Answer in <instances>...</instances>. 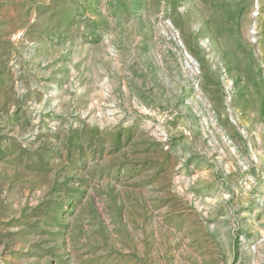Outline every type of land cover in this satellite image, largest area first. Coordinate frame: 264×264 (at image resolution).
<instances>
[{
  "label": "rangeland",
  "instance_id": "1",
  "mask_svg": "<svg viewBox=\"0 0 264 264\" xmlns=\"http://www.w3.org/2000/svg\"><path fill=\"white\" fill-rule=\"evenodd\" d=\"M0 264H264V0H0Z\"/></svg>",
  "mask_w": 264,
  "mask_h": 264
}]
</instances>
